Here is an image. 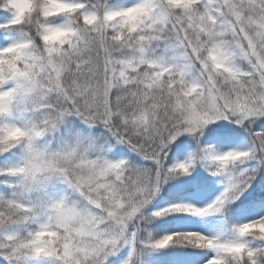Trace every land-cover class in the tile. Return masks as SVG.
Returning a JSON list of instances; mask_svg holds the SVG:
<instances>
[{
    "label": "snow or ice",
    "instance_id": "snow-or-ice-1",
    "mask_svg": "<svg viewBox=\"0 0 264 264\" xmlns=\"http://www.w3.org/2000/svg\"><path fill=\"white\" fill-rule=\"evenodd\" d=\"M0 8L10 11L0 30L19 34L0 47V117L43 114L29 126L0 121V154L19 144L27 153L0 175L19 177L17 190L25 195L40 180H61L84 202L0 197V225L43 217L33 230L0 241V254L13 264L28 255L103 264L127 242L129 222L157 190L159 174L133 172L84 143L35 147L34 140L65 116L102 125L117 142L156 161L181 132L218 119L239 124L264 116V0H134L120 7L110 0H0ZM247 155L207 158L222 171ZM189 167L176 165L182 172ZM240 182L231 178L206 208L173 204L155 215L218 211ZM235 231L236 238L224 241L174 233L153 246L175 241L212 249L206 264H264V218ZM245 237L261 243L253 247Z\"/></svg>",
    "mask_w": 264,
    "mask_h": 264
},
{
    "label": "trees",
    "instance_id": "trees-1",
    "mask_svg": "<svg viewBox=\"0 0 264 264\" xmlns=\"http://www.w3.org/2000/svg\"><path fill=\"white\" fill-rule=\"evenodd\" d=\"M110 2L112 7H120L131 4L134 0H110ZM9 17L10 11L0 8V23L5 22ZM17 38H19L18 33L10 30H0V47L6 46ZM168 53L172 54V50L169 49ZM4 86L7 87V85ZM42 115V113L31 115L15 113L7 118L0 117V121L8 119L23 126H29L37 119L42 118ZM228 120L229 122L222 123V126L218 127L216 125L217 127L210 128L209 132L201 138H189L187 135L176 138L168 144L167 155H163L159 161L145 157L126 143L117 142L102 125L86 124L80 117L75 115L65 116L53 129L36 138L33 143L35 147L42 150H56L65 144L75 142L84 143L90 146V151L93 154H101L113 162L124 161L126 166L133 172L146 175L149 178H154L159 174V183H166L161 193L168 197H177L196 187L209 191L218 185L229 183L231 178L244 180L251 176L254 168L263 161V164H261L262 172L259 171L254 176L253 191L248 199L264 200V155H262V150L259 152L260 136L264 135V116L251 117L239 124L232 119ZM251 122L254 123V126H250ZM256 147L257 154H255ZM262 147L264 149V145ZM223 151H243L248 155L229 164L224 170L216 171V165L207 158L208 154H220ZM26 155L25 146L23 144L16 145L9 151L0 154V168L19 165L24 161ZM184 162H190V167L186 172L176 169V165ZM20 184L19 177L0 175V197L11 198L15 196L25 203L60 198L79 204L84 203L79 194L61 180L52 178L40 180L27 195L22 190H17ZM153 196L154 194L139 208L138 217L147 212ZM217 198L204 202L202 207L206 208ZM235 203L223 207L226 204L225 201L220 209L231 210ZM158 212L160 211L152 210L148 213L156 214ZM211 212L214 211H209L203 215L178 212L173 217L154 220L151 226H168V229L163 233H145V220L128 224L127 242L105 258L103 264H206L207 260L214 254L212 249L200 248L188 243H176L175 241L166 247L156 248L153 243L165 235L187 233L175 231L171 228L174 218L186 217L200 221L199 217L203 216V220H208ZM259 218H264V213L257 219ZM42 219V216H38L27 224L0 225V241L8 235L22 236L27 231L33 230ZM226 219L227 222L222 232L214 237L217 240L224 241L236 238L235 229L241 224L247 223L234 222L227 213ZM147 226H150L149 223ZM245 239L253 247L261 243L251 237H245ZM0 264H13V261L0 254ZM14 264H58V262L54 258H37L28 255L16 257Z\"/></svg>",
    "mask_w": 264,
    "mask_h": 264
},
{
    "label": "rangeland",
    "instance_id": "rangeland-1",
    "mask_svg": "<svg viewBox=\"0 0 264 264\" xmlns=\"http://www.w3.org/2000/svg\"><path fill=\"white\" fill-rule=\"evenodd\" d=\"M227 122H229L228 119H218V120L210 121L207 124L203 125L202 127L196 129L195 131L181 132L173 140L183 135H187L189 138H195V137L201 138L205 133L209 132L210 128L217 127L216 125H218V127L222 126L221 125L222 123H227ZM250 126H254V123L251 122ZM255 139L257 140V137ZM173 140H171L168 144H170ZM168 144L167 147L164 149L162 156L165 154L167 155L169 150ZM261 150H262V155H264V149L262 147V144L260 143L259 152H261ZM224 152H228V151H223V153ZM257 152L258 151L256 147L255 154H257ZM261 164H263V161H261L260 165L254 168L253 174L251 176H249L244 180H241V182L238 183L235 188L230 190V195L226 200V204L223 207H226L230 204L233 205L234 202H236L235 206L232 207L231 210L225 211L220 209L218 211L211 212L208 220L206 219L203 220L204 219L203 216L199 217L200 221H196L194 220V218L188 219L186 217L174 218L171 228L179 232H187V233L196 232L205 236L216 237L222 232L223 227L227 222L226 213L229 214V216L234 222H248L257 219L260 215L264 213V200H257V199L242 200V199L247 197L253 191V182L255 179L254 176H256L259 171L262 172ZM165 184H166L165 182L164 183L158 182L157 190L155 191L154 196L152 197L147 212H145V214L138 217L140 210L139 209L138 212L133 217V220L129 222V225L133 224L134 222L138 223L141 220H145L146 221L144 225V228L146 229L145 233L147 232L163 233L168 229L167 225L151 226V223L154 222V220H158L161 218L173 217L174 215H177L178 212H166L163 215H155V214H149L148 213L149 211L152 210L161 211L162 209H166L173 204H188L191 205L192 207L202 209L204 202L210 201L214 198L221 196L225 192V189L228 187L229 183L218 185L209 191H204L202 188L196 187L194 189L186 191L185 193L177 197H168L163 193H161V190ZM148 223L150 226H147ZM113 252L111 254H113Z\"/></svg>",
    "mask_w": 264,
    "mask_h": 264
},
{
    "label": "clouds",
    "instance_id": "clouds-1",
    "mask_svg": "<svg viewBox=\"0 0 264 264\" xmlns=\"http://www.w3.org/2000/svg\"><path fill=\"white\" fill-rule=\"evenodd\" d=\"M27 3V0H21V4H26ZM53 39H58L59 37H56V36H53L52 37Z\"/></svg>",
    "mask_w": 264,
    "mask_h": 264
}]
</instances>
